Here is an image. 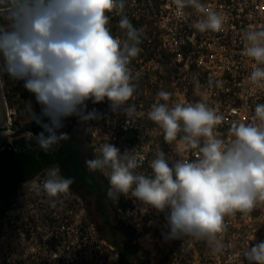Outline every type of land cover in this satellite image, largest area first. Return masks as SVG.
Instances as JSON below:
<instances>
[{
  "label": "clouds",
  "instance_id": "9594fccd",
  "mask_svg": "<svg viewBox=\"0 0 264 264\" xmlns=\"http://www.w3.org/2000/svg\"><path fill=\"white\" fill-rule=\"evenodd\" d=\"M172 3L177 16L184 15L188 6L202 14L194 24L199 32L224 29L227 17L201 0ZM124 9L125 0H0V90L7 76L23 81L33 94L40 113L30 103L28 112L43 129L34 139L45 153L70 139L59 131L65 118H101L97 109L87 110L89 101L99 104L107 99L113 113L137 115L136 105L127 103L136 89L129 65L142 51L144 29L134 27ZM110 13L120 17V37L109 27ZM241 39L242 55L255 62L247 82L253 90L264 89V27L243 30ZM171 97L172 93L160 91L163 103H153L148 118L162 129L175 153L197 150V159L161 150L146 175L136 171L143 164L142 155L132 150L121 153L105 142L101 156L85 164L92 172L110 170L109 198L118 200L130 193L143 206L164 213L166 239L205 240L214 254L220 253L227 231L225 217L237 212L247 216L264 204V104L256 105L252 122L233 121L231 139L226 141L216 131L224 120L216 109L202 101L170 105ZM28 139H33L31 133ZM29 183L55 207L52 198L69 195L75 180L62 176L54 164L44 169L43 179L37 174ZM244 256L250 264H264V242L247 249Z\"/></svg>",
  "mask_w": 264,
  "mask_h": 264
},
{
  "label": "built area",
  "instance_id": "2783aa9c",
  "mask_svg": "<svg viewBox=\"0 0 264 264\" xmlns=\"http://www.w3.org/2000/svg\"><path fill=\"white\" fill-rule=\"evenodd\" d=\"M125 2L123 14L134 27L144 29L143 42L139 45L142 51L129 65L136 75L134 77L145 82L144 95L146 84L152 88L154 84L159 91L164 87L170 90L176 103H207L224 117L216 131L226 141L231 139L233 121L252 122L256 105L264 104V89L257 87L253 90L254 86L247 82L255 62L242 55L244 42L241 36L243 30L264 27V0H201L205 6L227 17L221 32L204 33L194 27L202 14L191 6L184 9V15L177 16L172 0ZM109 15L112 34L122 36L118 27L120 17L114 13ZM148 32L151 35L146 37ZM217 82L221 86L218 87ZM135 105L136 116L129 118L121 114L113 120L112 126L106 130L111 139L106 142L115 145L121 153L132 150L142 155L144 161L137 172L151 174L150 161L161 150L167 155H179V158L188 160L198 158L197 150L175 153L173 146L165 142L162 129L148 118L151 107H146L142 101ZM144 105L146 109L141 111L139 107ZM97 150L94 148L95 158L101 156L100 150L95 154ZM109 172L108 169L103 170L108 183ZM108 199L116 221L132 234L130 244L136 250L139 264H210L213 260L214 253L205 240L191 237L166 239L165 214L143 206L130 193L128 197L121 195L118 200ZM233 222V217H225L227 231L223 234V245L230 240ZM58 225H53L51 238L49 235L39 237L42 240L37 246L45 248L48 245L50 248L49 251L35 253V258L42 260L39 264H120L119 250L92 223L86 227L80 221L73 229L67 227L65 219ZM69 229L75 233L72 250L64 246L63 240ZM88 229L91 232L87 234ZM66 237L70 238L69 235Z\"/></svg>",
  "mask_w": 264,
  "mask_h": 264
},
{
  "label": "rangeland",
  "instance_id": "374dc122",
  "mask_svg": "<svg viewBox=\"0 0 264 264\" xmlns=\"http://www.w3.org/2000/svg\"><path fill=\"white\" fill-rule=\"evenodd\" d=\"M130 68L133 77L136 76L132 67ZM136 80L138 79L134 77L133 83L138 85L139 82ZM142 84L144 86L145 82ZM146 88L145 99L141 98L143 99L142 102L146 103V107L149 108L153 103L157 102L163 103L158 98L160 91L156 85L153 84L152 88L146 84ZM142 90L143 88L141 92ZM162 90L170 92L165 87ZM10 97V100L13 102L12 99L15 98V95H11ZM139 98L134 93L133 98L127 103L135 104L137 101H140ZM87 103L88 111L95 108L102 114L100 119L81 120L94 144L93 148L100 150L101 145L108 139H111L110 133L106 130L112 126L113 120H116V117H120L121 114H115L110 110V101L107 99L99 104H92L90 101ZM168 103L174 105L176 102L171 97ZM98 150L95 154H99ZM31 180L19 183L16 191L7 196L6 199H0V264H39L42 260L35 258V253L49 251L50 249L48 245L45 248L37 246V243L42 240L39 237L49 235L48 238H51L53 235L50 231L53 225L54 227H59L58 222L60 220L63 222L65 219L67 220V227L73 229H75L76 224L80 221L86 227L91 223L90 215H93V210L90 213L87 212L84 207L85 204L81 202L77 195L70 193L66 197L62 195L58 198H52L56 199V205L53 207L49 202L50 198L46 194L41 192L40 195H37L31 189V184L29 183ZM110 214L111 226L118 229L121 228L117 224L115 216L112 213ZM233 220L234 225L230 227L232 229L230 240L226 242L220 253L213 255V260H210V264H250L245 258L244 252L256 244L264 242V204L258 205L247 216L237 212ZM33 221H36V226L40 230L32 232V235L28 234L27 230L32 228V225L30 226L29 223ZM46 221L49 223H45ZM106 231L103 237L109 240L114 239L113 234L110 236V227L106 226ZM67 232H69L70 238L67 239L66 236L68 235L66 234L64 235L65 237L63 236L64 238L62 237L65 241L64 246H69L68 250H72L71 243L74 242L73 236H75V233L71 232L70 229ZM86 232L88 234L91 230L88 229ZM30 237L34 239L30 240ZM253 237L254 239H252ZM47 240L46 238V242ZM80 244H84V242H80ZM85 245L87 246V244ZM251 264H256V262H251Z\"/></svg>",
  "mask_w": 264,
  "mask_h": 264
},
{
  "label": "flooded vegetation",
  "instance_id": "af4514ba",
  "mask_svg": "<svg viewBox=\"0 0 264 264\" xmlns=\"http://www.w3.org/2000/svg\"><path fill=\"white\" fill-rule=\"evenodd\" d=\"M4 80L5 87L2 91L7 120L6 125L0 127V132L6 133L11 139L0 147V199H6L16 191L19 183L33 179L37 174L43 178L44 169L54 164L59 165L62 176L75 180L70 188V193L78 196L85 204L87 212L90 213L93 210V215L89 214L90 222L104 236L107 232L106 226L109 227V225L106 223L103 213L108 215L109 222L111 221L110 213H112L107 195L109 183L103 171H89L85 164L86 160L95 159V155L92 140L82 121L76 116L65 118L64 127L59 131L66 132L70 139L61 141L53 151L45 153L34 139L43 129L30 117L28 112L30 103L32 110L39 115L40 105L36 103L33 94L24 88L23 81H13L7 76L4 77ZM136 88L137 91L135 90L134 93L140 97L141 102L145 99V95L143 94L144 86L140 80ZM9 89L10 91H8ZM11 95H15V98L12 99L13 102L10 100ZM139 109L145 110V105ZM44 120L47 123V118ZM29 133L32 134L33 139H28ZM101 189H104V193ZM29 224L32 225V228L27 230L28 234L40 230L36 226V221ZM117 224L121 226L118 222ZM110 236H112V232H110ZM30 240L33 238L30 237Z\"/></svg>",
  "mask_w": 264,
  "mask_h": 264
},
{
  "label": "trees",
  "instance_id": "16d2710c",
  "mask_svg": "<svg viewBox=\"0 0 264 264\" xmlns=\"http://www.w3.org/2000/svg\"><path fill=\"white\" fill-rule=\"evenodd\" d=\"M115 21V20H114ZM151 34L150 32L147 33L146 37H149ZM146 56L149 57L148 52H146ZM137 56L136 58H138ZM139 82V80H137ZM104 193V189H101ZM103 217L106 223L109 225L111 232L113 234L114 239H107L112 245L116 246L119 250L120 254V264H139L137 259L136 250L130 244V240L132 239V234L123 226L121 228L111 226L110 222L108 221V215L103 213Z\"/></svg>",
  "mask_w": 264,
  "mask_h": 264
},
{
  "label": "water",
  "instance_id": "95a60500",
  "mask_svg": "<svg viewBox=\"0 0 264 264\" xmlns=\"http://www.w3.org/2000/svg\"><path fill=\"white\" fill-rule=\"evenodd\" d=\"M6 120H7V113H6V106L4 102V96H3V91L0 90V127H4L6 125ZM10 137L6 135L4 132H0V147L5 142L10 141Z\"/></svg>",
  "mask_w": 264,
  "mask_h": 264
}]
</instances>
